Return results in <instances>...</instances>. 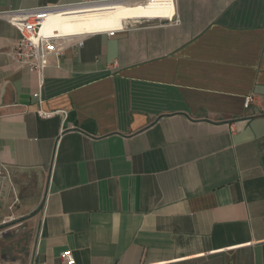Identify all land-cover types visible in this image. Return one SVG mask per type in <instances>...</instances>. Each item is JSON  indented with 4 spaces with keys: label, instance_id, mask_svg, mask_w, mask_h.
Returning a JSON list of instances; mask_svg holds the SVG:
<instances>
[{
    "label": "crops",
    "instance_id": "crops-1",
    "mask_svg": "<svg viewBox=\"0 0 264 264\" xmlns=\"http://www.w3.org/2000/svg\"><path fill=\"white\" fill-rule=\"evenodd\" d=\"M83 1L0 0L4 261L264 264V0L68 39L39 86L1 14Z\"/></svg>",
    "mask_w": 264,
    "mask_h": 264
},
{
    "label": "built area",
    "instance_id": "built-area-1",
    "mask_svg": "<svg viewBox=\"0 0 264 264\" xmlns=\"http://www.w3.org/2000/svg\"><path fill=\"white\" fill-rule=\"evenodd\" d=\"M120 1H143L148 0H120ZM176 0H150L154 5H174ZM106 2L119 1H105V0H86L71 4H57L38 6L27 9H17L6 11L1 15L5 18L7 23L12 26L19 34L18 39L14 43V47L8 53L10 61L16 65L28 67L30 71L36 74L39 81V86L42 84L43 71L48 66V59L50 56H57L63 49V43L71 39L69 36H61L56 30L51 32L42 31L44 23L51 19L68 18L71 12L78 9V6L93 5ZM174 13L170 17L158 19H139L126 24L122 29L104 32L108 36H113L115 32L131 28L141 23H149L154 20H163L168 23H176ZM131 24V25H130ZM81 44L78 42V45ZM37 95V94H36ZM251 98H246L244 104L247 106ZM12 177L8 167L0 162V227L10 222L11 214L6 216L4 214L5 208L12 212L15 205L18 203V198L12 182ZM9 228H0V238L8 231ZM60 259L64 264H73L74 257L70 251H63L60 253ZM0 264H7L0 253ZM20 264V263H12ZM42 264V263H41Z\"/></svg>",
    "mask_w": 264,
    "mask_h": 264
},
{
    "label": "bare ground",
    "instance_id": "bare-ground-1",
    "mask_svg": "<svg viewBox=\"0 0 264 264\" xmlns=\"http://www.w3.org/2000/svg\"><path fill=\"white\" fill-rule=\"evenodd\" d=\"M77 8L68 18H55L44 23L42 31L56 30L59 35L74 39L86 34L119 30L139 19L170 17L174 13V5H154L150 0L106 2Z\"/></svg>",
    "mask_w": 264,
    "mask_h": 264
},
{
    "label": "rangeland",
    "instance_id": "rangeland-1",
    "mask_svg": "<svg viewBox=\"0 0 264 264\" xmlns=\"http://www.w3.org/2000/svg\"><path fill=\"white\" fill-rule=\"evenodd\" d=\"M16 178H17V176H15V177H14V180L12 181V182H13V184H14V188H16V186H17V179H16ZM15 191L17 192V190H16V189H15ZM19 203H20V202L18 201V203L15 205V207H14L13 211H15V210H16L17 206H19ZM5 212H7V213H8V212H10V211H8V210H7V208H5ZM5 214H6V213H5Z\"/></svg>",
    "mask_w": 264,
    "mask_h": 264
}]
</instances>
